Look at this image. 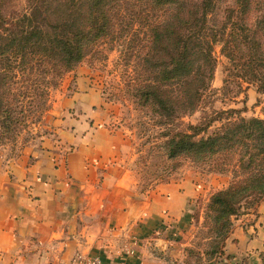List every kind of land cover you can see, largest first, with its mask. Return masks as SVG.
<instances>
[{"label":"trees","instance_id":"trees-1","mask_svg":"<svg viewBox=\"0 0 264 264\" xmlns=\"http://www.w3.org/2000/svg\"><path fill=\"white\" fill-rule=\"evenodd\" d=\"M134 1V23L142 36L131 94L161 126L164 156L213 159L219 170L233 161L239 173L208 197L205 246L201 241L184 246V258L174 264H239L224 246L232 216L264 197V117L245 116L235 107L204 110L196 122L182 117L198 110L211 88L216 43L228 59L224 82L231 77L264 93V0H233L221 18L218 0ZM121 2L26 0V8L12 18L0 5V139L26 115L42 112L49 88L113 33ZM29 68L44 75L45 86L39 80L33 88L17 83L16 73Z\"/></svg>","mask_w":264,"mask_h":264},{"label":"crops","instance_id":"crops-1","mask_svg":"<svg viewBox=\"0 0 264 264\" xmlns=\"http://www.w3.org/2000/svg\"><path fill=\"white\" fill-rule=\"evenodd\" d=\"M97 96L91 89L71 95L81 114L65 116L54 131L72 146L64 162L46 148L0 161V264H68L76 252L98 255L100 264H169L186 244L170 233L189 224L191 178L131 190L127 168L114 161L125 139L97 123ZM233 221L225 251L239 264H262L264 197Z\"/></svg>","mask_w":264,"mask_h":264},{"label":"rangeland","instance_id":"rangeland-1","mask_svg":"<svg viewBox=\"0 0 264 264\" xmlns=\"http://www.w3.org/2000/svg\"><path fill=\"white\" fill-rule=\"evenodd\" d=\"M232 2L233 0H218L216 16L221 18L224 6ZM134 4V0H122L114 11L113 33L73 69L65 72L55 87L49 88L47 107L42 112L35 111L33 115H26L22 125L16 126L15 130L0 139V161L4 162L23 150L32 148L30 159L35 156V150L46 148L53 151L55 163L64 162L72 146L64 144L54 131L61 126V119L65 116L78 117L81 114L76 107L77 99L72 101L71 95L91 89L98 95L92 104L94 114L100 118L97 123L125 139L114 161L127 168L129 173L125 180L131 190L138 193L149 192L159 182L184 175L191 178L195 185L194 195L190 199L193 202L188 226L178 237L173 234L174 231L170 233L176 240L186 242L185 245H179L172 258H168V263L174 264L184 258V246L196 244L198 241H201V247L205 246L202 223L208 197L214 190L226 186L239 173L233 171V161H230L227 169L219 170L215 168L213 159L202 163L186 156H164L159 145L161 126L155 123V115L133 101L131 94L130 79L134 73L133 68L137 62L135 53L142 36L141 31L136 30L137 23H134ZM0 5L11 18L27 6L26 0H0ZM213 53L216 64L211 88L206 91L201 107L190 115H184L182 119L196 122L204 110L227 107L241 108V114L245 116L264 117V93L258 92L253 84H238L231 77L225 83L223 79L227 74L225 67L228 59L221 53L219 43L214 44ZM14 78L17 83L28 88H33L34 81L38 80L41 81V86H45L43 80L46 78L37 74L35 69L29 68L24 75L16 73ZM81 78L85 80L83 85L79 83ZM13 85L16 86L15 83ZM25 113L28 114L27 111ZM46 138L51 139V147L43 143ZM254 206L255 204L243 208L232 216V221L234 217L252 210ZM227 240L228 238L225 243Z\"/></svg>","mask_w":264,"mask_h":264},{"label":"built area","instance_id":"built-area-1","mask_svg":"<svg viewBox=\"0 0 264 264\" xmlns=\"http://www.w3.org/2000/svg\"><path fill=\"white\" fill-rule=\"evenodd\" d=\"M102 262L98 255H88L76 252L68 264H100ZM118 264H121L120 262Z\"/></svg>","mask_w":264,"mask_h":264}]
</instances>
